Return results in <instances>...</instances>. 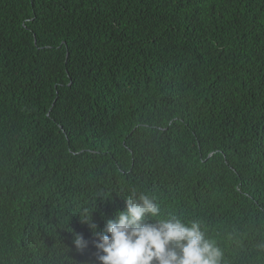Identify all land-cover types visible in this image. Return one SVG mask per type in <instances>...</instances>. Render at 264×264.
<instances>
[{"label": "trees", "instance_id": "trees-1", "mask_svg": "<svg viewBox=\"0 0 264 264\" xmlns=\"http://www.w3.org/2000/svg\"><path fill=\"white\" fill-rule=\"evenodd\" d=\"M0 162V264H82L133 189L264 264V0H0Z\"/></svg>", "mask_w": 264, "mask_h": 264}, {"label": "clouds", "instance_id": "clouds-1", "mask_svg": "<svg viewBox=\"0 0 264 264\" xmlns=\"http://www.w3.org/2000/svg\"><path fill=\"white\" fill-rule=\"evenodd\" d=\"M4 148L12 172H38L39 162L28 147L7 144ZM94 210L84 208L80 219L91 230L97 257H85L89 240L73 233V251L82 255V264H224L225 250L207 234L204 221H183L175 215L159 218L161 207L152 194L133 189L126 195L125 207L106 221L103 230L92 220ZM149 217L157 219L145 222Z\"/></svg>", "mask_w": 264, "mask_h": 264}, {"label": "water", "instance_id": "water-1", "mask_svg": "<svg viewBox=\"0 0 264 264\" xmlns=\"http://www.w3.org/2000/svg\"><path fill=\"white\" fill-rule=\"evenodd\" d=\"M0 164H1V162H0ZM119 199H121V198H119ZM123 210V209H122ZM120 211V210H119ZM154 218H151V217H149V218H146V221L145 222H153L154 220H153ZM97 224V223H96ZM105 225V224H104ZM104 225H102L100 228H99V230H103V226ZM63 230L62 229H60V228H57V229H55L54 231H52L51 233H53V234H57L58 236H62L63 235ZM65 238H68V241H70L66 246H70L69 247V249H71V250H75L74 249V246L72 245V238H69L68 237V233H66L65 235ZM61 238V237H60ZM86 239V238H85ZM93 240V239H92ZM226 244H229V243H226ZM229 245H231V244H229ZM222 248H224V250H225V260H224V264H228L227 263V261H228V252H232V249L231 248H228V246H226L225 245V247H223V246H221ZM84 252L87 254V255H93V256H95V257H97V252H96V250H95V248L93 247V245H92V241L89 243V247L87 248V249H85L84 250ZM51 259L52 258H49V257H46V256H44L42 259H40L39 260V262H38V264H51V263H55V261L54 262H52L51 261ZM42 260H46L47 262L46 263H43V261ZM88 264H93V263H88ZM94 264H95V261H94Z\"/></svg>", "mask_w": 264, "mask_h": 264}, {"label": "rangeland", "instance_id": "rangeland-1", "mask_svg": "<svg viewBox=\"0 0 264 264\" xmlns=\"http://www.w3.org/2000/svg\"><path fill=\"white\" fill-rule=\"evenodd\" d=\"M262 176H264V174H262ZM125 207V202L123 203V205L120 208H124Z\"/></svg>", "mask_w": 264, "mask_h": 264}]
</instances>
